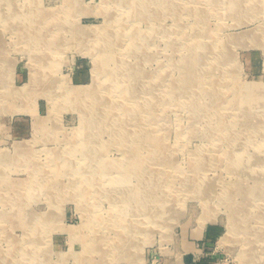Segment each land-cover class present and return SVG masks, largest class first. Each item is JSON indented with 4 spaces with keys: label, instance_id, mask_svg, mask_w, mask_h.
<instances>
[{
    "label": "rangeland",
    "instance_id": "obj_1",
    "mask_svg": "<svg viewBox=\"0 0 264 264\" xmlns=\"http://www.w3.org/2000/svg\"><path fill=\"white\" fill-rule=\"evenodd\" d=\"M14 1L18 5L28 3L27 6L30 2V0ZM31 1L36 7L47 10V15L41 22L45 23L49 19H60V16H64L68 27H65L63 32L49 34L51 37L62 35L64 37L61 39V48H58L56 54V51L54 52V57H50V68L41 71L37 76L46 78L49 75V79L43 80L40 86L26 91L25 96H18L16 93L31 81L35 64L31 62V56L36 59V55L28 50L19 31L9 27L10 23L3 24L0 13V247L2 250L0 255L3 258L7 255L13 237L19 239L18 245L20 243L29 245L36 237L44 249L36 252V261L32 264H90L87 256L81 258L84 251L83 242L86 240L73 239L70 229L79 231L80 228L87 239L96 234L97 238H104L108 242L116 238L118 241V237L127 236L124 229L130 231L132 227L133 229L140 227L139 224L146 219L144 214L135 215L136 212L132 208L126 213L117 210V206L129 207L131 203L117 202L115 199H119L120 195L115 191L109 195L102 193L97 196L90 195L85 204L88 208L86 216L84 210L87 208L82 207L80 200L77 199L79 198L77 191L71 188L74 183L80 187L79 182L88 178L86 175L91 174L82 170L85 165L91 166L97 163L99 166L107 165L106 176L100 181L106 184L104 190H118V188L113 189L112 180L123 178L121 174L124 172H119L117 165L124 164L126 152L131 149V145L129 146L124 139L118 138L116 125L110 130L99 131L95 128L83 130V114L75 107L77 105L63 97L70 87H89L93 84L94 56L98 66L101 64L102 67L107 66L111 70L116 68L117 63L107 58L103 62L101 45L94 35L87 39V43L81 42L83 46H80L73 37L76 36V25L103 26L106 18L116 20L126 17L131 25H135L138 33L149 40L146 47L152 57L143 67L144 78L140 83L144 85L143 99L150 97L148 88L150 79L163 72V80L154 86L152 94L160 97L162 101H169L173 81L183 79L184 76L178 66L179 62L188 54V45L183 48L182 40H178L177 43L172 42L170 34L184 29L187 36L192 38L198 26L197 17L194 14L189 15L187 9H184L185 2H188V8L196 3L197 11L208 15L201 25L203 30H208L204 36L201 35L202 43H216V40L209 41L210 36L225 41L245 38L244 41L234 43L231 49L236 60L235 65L239 67L235 75L244 86L255 82L264 84V0H244V8L239 10L233 8V5L232 8L228 7L233 0H185V2L174 0L175 5L178 6L175 11L171 7L162 11L151 4L147 5L149 10L157 9L155 11L157 18L152 19V23L149 22V18L128 15V9L119 7L114 0H79V8L75 12H69L68 15L64 10L67 5L66 0ZM254 4L257 5L252 9ZM212 7L215 10L211 11ZM35 11L41 13L39 9ZM70 24L74 26L71 28ZM176 25L179 27L177 28ZM151 26L156 29L152 35L149 32ZM130 29L129 27L128 30ZM121 46L130 48L127 39L121 43ZM216 53L214 49L205 50L207 59L202 62L203 68L210 65ZM118 62L138 67V63L142 60L128 55ZM217 73L221 74V72ZM101 78L103 83L108 79L104 71ZM235 81L230 77L223 81L220 87V105L216 109L209 110V113L201 114L195 122L192 120L194 114L190 113L186 105L187 98L184 96L171 100L168 104L166 102L164 105H158L154 109L147 107L146 102L149 100H144L145 105L142 109L131 106V112L138 110L145 112L143 115L146 116L144 124L147 132L164 144L162 149L165 153L163 155L161 153V164H157L156 161L149 163L150 170L143 171L147 174L138 172L131 177L130 184L137 187L146 180L142 185L148 188L144 189L149 190L150 181L161 179L162 174L170 179L168 181H171L172 186L166 188L162 185L158 187V191L156 190L155 194L160 198L157 206L164 217L143 224L144 235H137L134 240L138 245L137 249L121 251L126 255H119L120 252L113 249L105 260L101 261L102 264L105 262H108L107 264H250L249 262L259 264V257L264 255L261 247L258 248L257 258L252 257V261L250 257L245 259V253L247 246L258 247L260 238H263L264 234H256L251 230L250 235H247L240 228L236 235L230 234L232 207L228 204V195L223 192L222 187L223 184L240 179L242 185L252 190L255 183L264 180V135H256L252 142L247 139L246 133L241 134L245 127L232 124L237 120L238 114L236 107L229 106L235 96V89L232 86ZM102 89L104 87H99L98 94ZM244 95H248L247 92H244ZM140 97V94L134 95L133 102L140 101ZM85 101L80 102V109ZM103 109L105 112L109 110L107 107H96L97 111ZM219 110L224 120L222 124L216 119ZM102 113L98 112L97 115ZM259 113L257 106L253 105L249 114L252 115L251 119L254 123L262 122L263 117ZM111 116L112 122L122 118V114L116 108ZM131 124L134 126L136 122ZM192 129L196 131L195 134L189 133ZM227 129L232 131L231 136L219 140L220 132ZM90 135H93L92 141L87 137ZM235 139H239L242 145L232 142ZM233 148L237 151H244L247 148L248 154H256L260 162L252 163L253 165L244 163V166H255L257 171H244V176H239L238 172L232 170L231 158L227 152ZM201 149L204 151L200 152ZM85 150H94V153L86 154ZM202 156L210 157L211 161H208L204 174L197 177L194 183H198L204 177L217 182L216 188L209 191L208 203H205L201 195L195 191L190 192L191 188L188 186L190 169ZM28 157L31 159L29 160ZM101 158L104 160H100ZM167 158L170 162L163 164L162 162ZM138 159L143 160L145 157L139 156ZM60 160L67 161L64 167L63 164L61 166L64 169V175L60 178L62 186L48 193L46 191L48 189L40 185L43 179L48 178L37 177L36 174L42 171L44 174L41 175L45 177L53 175V167L60 163ZM109 174L113 176L110 177ZM96 186L98 187L97 184ZM102 187H98V190H103ZM90 189L93 190L92 187ZM263 190L264 188L261 189ZM149 192H145L147 196ZM233 199L237 202L238 198L233 197ZM238 202L243 204L235 203L234 211L237 215L234 217L239 220H243L247 212L249 216L250 213L253 216H261L260 213L264 210L261 192L257 194L255 202L252 201L251 196L239 199ZM7 213L10 218L8 221L5 218ZM260 219L254 217L250 226L260 230L263 227ZM255 220L261 223H253ZM240 224L244 225L242 222ZM128 237L131 238V235ZM71 249L73 252L69 253L67 258L61 259L60 255L70 252ZM17 259L20 260L19 256Z\"/></svg>",
    "mask_w": 264,
    "mask_h": 264
},
{
    "label": "bare ground",
    "instance_id": "obj_2",
    "mask_svg": "<svg viewBox=\"0 0 264 264\" xmlns=\"http://www.w3.org/2000/svg\"><path fill=\"white\" fill-rule=\"evenodd\" d=\"M115 4H117L119 7L122 6L124 8L128 9L127 14L130 16L137 15L139 17H146L149 18V22L152 23V19L157 18L155 11L157 9H151L149 10V7L147 5L153 4L156 8H160L162 11L166 10L168 7H171L173 11L178 7L175 5L174 0L173 2H169V0H114ZM179 1V0H178ZM244 0H233L232 4L228 6L229 8L235 9H243V2ZM251 1V0H250ZM67 5L65 6V12H67V15L69 12H75L77 8H79V0H66ZM113 2V1H112ZM111 2V3H112ZM180 2V1H179ZM185 2V0H184ZM191 2V1H190ZM187 3L185 2L183 5L185 6L184 9H187V13L194 14L197 17L198 20V26L197 29L194 32V36L191 38L190 36H187L186 30L182 29L180 32L176 31L171 32L170 38L172 42H178V40H182L184 42L183 48L187 47L188 45V54L182 58V60L179 62V68L184 73L183 79L175 80L173 81L172 86L170 87V93H169V101H174L179 97H186L187 102L186 105L188 106L190 113L194 114L192 115V120L195 122L201 114L209 113V110H212V108H215L220 105V99H221V85H223V81L226 78H233L236 80L232 86L235 89V96L232 99V102L229 106L236 107L238 110V114L236 115L237 120L233 122L232 124H238L242 128L245 127L243 130L244 132L241 134H245L247 139L250 141H254L253 137H255L258 134L264 135V84L261 83H252L247 84L244 86V83H241L238 76L235 75L236 72L239 70V67L235 65L236 60H234V54L233 50V44L237 43L239 41H244L245 38H237V39H230V40H223L222 38H212L209 37L211 40H216L215 42H211L213 45L210 46L211 43H202L201 42V35H205L206 31L203 30V22L208 17L207 14L201 13L202 11H197L196 3L192 5V7L188 8ZM193 3V2H192ZM28 5V3H27ZM27 5H18L14 0H0V13L2 17V22L4 25L10 23L11 25L9 27L14 28L16 31H19L21 34V37L25 41V44L28 48V50L35 56L36 59H33L34 56H31L32 61L34 62V70L31 77V81L22 87L20 91H18L16 94L18 96H23L24 93L28 90H31L33 88H36L37 86H40L39 84H43L44 81L49 79V75L44 77H37L38 74L41 71H45V69L50 68L49 64L51 63V58L54 57V55L57 53L58 48H61L60 44L62 42L61 39H63V35L51 37L49 34L52 33H59L60 31H65V27H68V24H66V20L63 18L64 16H60V19H49L45 23L41 22L42 19H44L47 15V10L43 9L42 7L38 8L36 7L33 2L30 0L29 6ZM257 4L252 5V9H255V6ZM6 9V11H5ZM39 9L41 13H37L35 10ZM213 7L212 10L213 11ZM9 10V11H7ZM63 10V11H64ZM199 10V9H198ZM215 10V9H214ZM175 13V12H174ZM173 13V14H174ZM126 19V17H120L116 20L112 18H106V23L103 26H86L82 27L80 25H76L75 28V34L74 40H76L77 43L80 44V46H83L81 42L87 43V39L91 38L93 35L98 40L97 42L100 43L101 47V54H103V62L105 61V58L109 59L110 61H115L116 68L110 69L107 66H103L101 64H97L96 56L93 57L95 61V68H94V82L92 85L88 86H79V87H70V89L67 90V94L63 96L66 100L69 99V102L72 104H75L79 110L80 113L83 114L82 116V124H83V130L87 129H98L99 131L110 130L112 129L113 125H116L118 128L117 136L119 139H124L127 144L130 146L131 149H129L126 154L127 157L124 160V164H118V171L124 172L121 174L123 177L121 180L118 179L117 181L112 180V178H109L112 180V186H114L113 189L115 190H104V187H106V184L103 182H100L103 177H105V166H99V164L95 163V165H85L82 170L86 172H90V175H86V177L83 181L79 182L81 186L77 183H71V188H75L77 195L80 200L79 202L82 204V207H86L85 204L87 203V200L89 199L90 195L97 196L105 194L109 195L112 194L113 191L118 192L120 195L119 199H115L117 202H123L126 204H129L128 206L120 207L117 206L116 209L119 211H122L123 213L127 212L128 209L132 208L134 212L140 214H144V218L146 220H143L140 225V227H135V229H132L128 231L129 229H124L127 236H121L119 234L118 241L120 242L118 244V241L116 239L112 240H105L104 238H97L96 234L90 238H86L83 236V231H74L75 229H70V234L73 239H85L84 241V251L81 258H85L87 256V260H89L90 264H100L101 261L105 260L107 255H109L110 251L115 249L118 251L119 255H122L123 253L121 251H133L136 250L138 245L134 243V240L137 238V235L143 234L145 230L142 231L143 224L146 223H152L155 221V219H161L164 217V214L160 209L158 208V202H160V198L155 194L158 191V187L164 185V187H171L172 183L169 178L167 179L164 175V177L161 174V179H158L156 181H150L149 190H146V186L144 187L142 184H145V181L142 182L137 187L130 184V179L135 174H140V172L143 171H149L150 165L149 163L156 161L157 164H161V153L162 155L165 153L162 149L163 143H160V140L155 139L150 132H147V128L144 124L145 117L143 114L144 111H137V112H131V106L132 107H139L140 109L143 108L145 105L144 100H149L146 102L147 107L150 109H154L158 105H164L168 104L169 101H162L160 97H155L153 93L154 86L162 82L163 80V72L159 73L158 75H154L153 78L150 79L149 83V90H150V97L147 99H143V91H144V85L141 84V79L144 78V65L147 63V60L151 59V53L147 51V43L149 40H147V37L141 36L137 29L135 28V25H131V22ZM128 23V24H127ZM134 23V22H133ZM71 28L74 25H71ZM181 26V25H180ZM131 28L128 30V28ZM178 28L179 26L176 25ZM186 27V26H185ZM150 28V35L155 33L156 29H153L152 26ZM133 29V33H132ZM93 31V32H92ZM85 36V37H83ZM160 36V35H159ZM84 39H83V38ZM82 38V39H81ZM127 39L128 44L130 48L128 47H122L121 43ZM253 40V39H251ZM191 41V42H189ZM205 42V41H204ZM175 45V43H173ZM190 45V46H189ZM174 48V47H173ZM214 49V52L216 51L215 59L211 61L210 65L208 67H202V62L207 59L205 50L207 49ZM126 49V50H125ZM87 50V49H86ZM1 51V47H0ZM56 51V52H55ZM55 52V54H54ZM128 52V53H127ZM148 52V53H147ZM90 53V52H87ZM127 53V54H126ZM153 54V53H152ZM128 55H133L137 58V60H142V62L138 63V67H131V64L118 62L120 59H125ZM211 58V57H209ZM208 61V60H207ZM204 64V63H203ZM208 64V63H207ZM230 65V66H228ZM231 67H233L231 69ZM106 73L107 80L103 83L102 81V72ZM217 72H221V74H218ZM44 80V81H43ZM113 81V82H112ZM237 81L239 83H237ZM99 87L103 88L100 91V94H98ZM165 88V87H164ZM156 90V89H155ZM152 91V92H151ZM119 92L120 94H116ZM244 92H247L248 95H244ZM140 94V101L138 100L136 103L133 102L132 97L134 95ZM25 96V95H24ZM68 97V98H67ZM4 98V97H3ZM122 99V100H119ZM82 109H80V102H84ZM131 101L133 103H131ZM4 102V101H3ZM224 102V101H223ZM253 105L257 106L259 109V115L263 117L262 122H256L254 123L251 119L252 115L249 114L251 108ZM96 107H107L109 108L108 111L105 112V110H96ZM115 108L119 110V112L122 114V118L116 119L117 121L112 122L111 121V114L113 111H115ZM225 107L223 106L222 109ZM98 112H103L100 115H97ZM85 113V115H84ZM116 115V114H115ZM205 116V115H204ZM218 117H216L217 121H221L220 123H223V116L220 115V110L217 114ZM125 118V121H124ZM226 118V117H225ZM224 118V119H225ZM110 119V120H109ZM122 121V122H121ZM136 122V125H132V122ZM224 125V124H223ZM132 126V127H131ZM229 129L225 130L224 132H220L221 137L219 140L228 139L226 136H231ZM189 133L195 134L196 131L193 129L189 131ZM185 134V133H183ZM89 141L93 140V135L87 136ZM244 139V138H243ZM232 142H237L236 144L242 145L241 141L239 139H235ZM231 143V142H230ZM261 143V142H260ZM235 144V143H233ZM263 144V142H262ZM247 149V148H246ZM237 151L235 148L227 152V155L231 158L232 167L231 169L238 172L239 176H244V171H257L256 167L253 166H244V163L252 164L255 162H260V158L257 157V155L248 154L247 151ZM204 151V149L200 150V152ZM86 154L94 153V150H85ZM169 152V151H168ZM209 153V152H208ZM145 157V159L141 160L138 159V157ZM29 160L31 157H28ZM229 158V159H230ZM91 159V158H90ZM100 160H104L101 158ZM163 164H166L167 162H170V159H164ZM198 161L193 164V166L190 169L191 175L188 179V186L191 191H195L197 194L201 195V199L205 201V203L209 202L208 195L209 191L211 189H215L217 186L216 181H212L206 177L202 178L198 183H194V180L197 177H200L202 174H204V170L206 169L207 163L210 160V157L202 156L197 159ZM93 162V160H90ZM97 161V160H95ZM65 162L67 161H61L60 163L55 164L53 167V175L45 177L42 171H38L36 176L42 177V178H48L43 179L40 182V185L42 184V188L48 189L46 190L48 193H50L53 189L57 188L60 189L62 186L60 178L63 177L64 172L61 168L62 164L63 167L65 166ZM253 165V164H252ZM109 167V166H108ZM87 169V170H86ZM117 169V168H116ZM75 171V170H74ZM183 171V170H182ZM76 172V171H75ZM109 172V171H108ZM147 172H143L142 174L145 175ZM85 173V172H84ZM126 173V174H125ZM163 173V172H162ZM87 174V173H86ZM109 176H113L112 174ZM257 176V175H254ZM51 177V178H50ZM143 179V178H142ZM141 179V181H142ZM100 182V183H99ZM148 182V181H147ZM98 187L103 186V190L99 189ZM175 186V185H174ZM93 188L91 190L90 188ZM125 187V189H123ZM222 187L224 188V193L228 195L229 201L228 204L232 207V214L230 215L231 223H230V234L236 235L239 233V228L241 231L245 232V234L250 235L251 230H254L255 233L264 234V210L260 213L261 216H253L252 213L251 216L246 213L244 215L243 220H239L238 218L234 217L237 215V212L234 211L236 204L243 205L238 202L239 199L247 198V196H251L252 201L255 202L257 194L260 192L263 194L264 199V190L261 191L262 188H264V180H259V183H255L253 189H248L246 186L241 184V180H236L234 182L223 184ZM146 188V189H144ZM42 189V190H44ZM79 189V190H78ZM157 190V191H156ZM150 191L147 196L145 192ZM131 195V197H130ZM234 198H238L234 202ZM15 198V197H14ZM92 198V197H91ZM137 199H140L137 201ZM91 200V199H90ZM137 201V202H136ZM164 201V199L162 200ZM83 202V203H82ZM11 203V202H10ZM261 203V202H260ZM151 204V205H150ZM246 204V203H245ZM244 204V205H245ZM153 205V206H152ZM158 205V206H157ZM152 206V207H149ZM92 207V206H91ZM87 208V207H86ZM84 210V208H83ZM85 209V215H86ZM88 213V212H87ZM13 215V214H12ZM4 216V214H2ZM87 216V215H86ZM85 216V219H86ZM140 216V215H139ZM254 217H259L262 220L263 227L260 230L253 229L250 224L253 221ZM4 218V217H3ZM7 221L10 219L9 214H6ZM87 219H90L87 217ZM235 220V221H233ZM238 223H237V222ZM86 222V221H85ZM84 222V224H85ZM242 222L244 225L242 226L240 224ZM253 223L260 224L261 221L255 220ZM126 228V227H124ZM147 231V230H146ZM2 232V231H1ZM146 234V233H145ZM128 235H131V238L128 237ZM28 235H26L27 237ZM13 241L10 250L7 252V255L3 258L0 255V264H32L34 261H36V252L41 251L44 249L42 244H39L37 238L35 237L32 241L29 243V245H24L21 243L18 245L17 238L13 237L11 239ZM36 240V241H35ZM249 244V243H248ZM255 245L247 246V250L245 253V259L250 257V261L253 260V258H257L256 255H258V248L261 247L264 250V237L260 238V245L258 247H254ZM1 247H0V253H1ZM72 249L70 252L62 253L61 259L67 258L69 256V253H72ZM256 252V253H255ZM253 254V255H252ZM126 255V254H123ZM17 256H19V261L17 259ZM89 256V257H88ZM253 257V258H252ZM112 261V260H111ZM249 261V260H248ZM261 263H260V262ZM259 264H264V255H261L258 260ZM108 262H105L107 264ZM252 264L253 262H249ZM102 264V263H101Z\"/></svg>",
    "mask_w": 264,
    "mask_h": 264
}]
</instances>
